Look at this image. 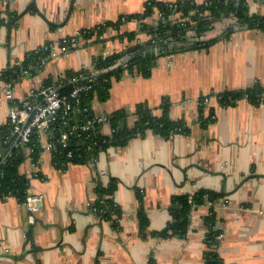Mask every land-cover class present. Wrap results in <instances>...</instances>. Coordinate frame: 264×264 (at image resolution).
<instances>
[{"label": "crops", "instance_id": "obj_1", "mask_svg": "<svg viewBox=\"0 0 264 264\" xmlns=\"http://www.w3.org/2000/svg\"><path fill=\"white\" fill-rule=\"evenodd\" d=\"M149 0H0V74L28 55L50 46V58L35 74L24 71L14 85V99L39 89L45 79L56 81L67 71L92 69L94 60L150 37L140 23L155 25L159 14L144 20H126L141 14ZM169 4L182 0H154ZM201 4L206 0H191ZM34 5V9L27 8ZM250 13L264 15V0L248 4ZM22 14L8 27L10 13ZM120 18L124 20L118 25ZM13 21V20H12ZM233 20L215 23L202 39H218L207 50L160 57L148 78L125 74L113 81L109 98L94 100L92 114L108 116L124 110L127 124L135 122L134 108L145 104L161 115L167 101L168 116L182 121L188 134L165 139L148 130L123 147H110L92 164L56 168L50 151L41 150L34 163L30 150L16 141L8 126V102L0 94V160H21L19 174L28 180L27 196L40 198L35 222L15 197L0 199V264H205L209 206L193 209L184 237L157 238L171 220L175 197H191L200 190L222 195L215 206L219 228L217 253L221 264H264V104L242 99L222 106L213 95L237 91L254 83L264 86V31L235 27L222 38ZM108 24V25H106ZM103 26L92 39H81L73 50L60 41ZM135 42V41H134ZM205 97L203 115L213 122L202 127L199 99ZM212 110V111H211ZM109 124L101 134H112ZM47 136H42V143ZM105 174L104 177L100 173ZM115 180L112 201L120 210L117 226L91 209L97 183ZM139 192V193H138ZM138 194H141L139 199ZM142 209L148 229L139 232Z\"/></svg>", "mask_w": 264, "mask_h": 264}, {"label": "trees", "instance_id": "obj_2", "mask_svg": "<svg viewBox=\"0 0 264 264\" xmlns=\"http://www.w3.org/2000/svg\"><path fill=\"white\" fill-rule=\"evenodd\" d=\"M249 2L250 0H206L198 4L191 0H182L176 2V9H170L168 4L149 0L145 3L141 14L124 18L144 20L152 17L154 13L161 15L155 25L140 23L138 32L146 33L150 37L147 42H136V32L127 33L126 38L133 43L121 52L98 57L93 62L92 70L67 71L63 74L64 79L59 78L56 81L50 78L45 79L42 86H49L53 83L59 85V95L67 98L70 106L66 115H63L61 110L57 112L46 134L47 141L53 145L50 150L53 165L63 169L69 164H92L101 152L110 147H123L132 138L143 137L148 130L165 139L175 134H188L189 128L182 121H173L169 118L167 101L163 102L162 113L158 116L154 115V110L145 104L135 106L133 113L135 122L132 127L127 124V118L130 115L127 111L120 110L106 116L113 131L109 137L101 134L102 125L94 124L87 131L72 129L74 126L84 125L93 117L91 109L93 101H106L109 98L113 81L120 80L125 74L148 78L160 57L207 50L218 39L203 40L202 37L212 30L215 23L223 20L226 8L229 9L228 18L232 17L236 20L240 27L264 31V15L250 13ZM9 16L10 21L7 23L10 26L12 20L17 18V14L10 13ZM124 19L120 18L117 23L110 25L116 27ZM2 23L0 20V24ZM234 28L230 25L222 38H228ZM103 30V26H100L91 31H82L76 36L61 40L60 47L66 50L76 49L79 36L85 40L92 39L95 35L99 36ZM190 33L194 35L190 36ZM73 39L75 42H72ZM49 54L50 51L43 48L28 53L22 62L1 72L0 82L11 83L14 87L24 71L35 74L41 70L44 63L49 60ZM72 78H75V82L71 81ZM85 85H91V88L79 94L78 103L68 98L75 87ZM213 96L222 106L234 105L242 99L259 105L264 104V86L254 83L243 90L225 91ZM205 101H207L205 97L199 99V122L202 127L213 122V112H210L208 116L203 115ZM84 108H88V111L83 112ZM8 128H1L0 133L6 134ZM69 131H72L68 141L70 144L67 143L66 147H62L57 141L62 133ZM25 146L30 150V156L35 163L42 150L41 138L34 133ZM68 152L71 153L70 157H67ZM20 164L21 160L15 156L9 157L4 162L0 160V199L15 197L20 203L25 201L28 195V180L19 174ZM115 189V180H109L107 185L97 183L94 188L96 199L91 209L99 218L109 220L117 226L120 210L112 201ZM138 197L141 199V194H138ZM221 198V194L209 190H200L191 197H175L170 209L171 220L163 230L151 235L157 238L175 235L184 237L189 227L190 212L199 206L208 205V215L204 219L207 228L204 239L207 248L204 256L205 264H221L217 247L222 231L218 226L219 220L215 211V206ZM138 223L139 232L143 235L148 229V220L142 209L138 213ZM148 264H154L153 260H150Z\"/></svg>", "mask_w": 264, "mask_h": 264}, {"label": "built area", "instance_id": "obj_3", "mask_svg": "<svg viewBox=\"0 0 264 264\" xmlns=\"http://www.w3.org/2000/svg\"><path fill=\"white\" fill-rule=\"evenodd\" d=\"M168 7L170 9H176L177 4L169 3ZM159 14V18H160ZM190 36L194 34L190 33ZM82 37L79 36L78 45ZM75 42V39L72 40ZM50 46H44V50H49ZM64 51L65 49L62 48ZM105 56V55H103ZM92 70V69H90ZM64 79L62 75L60 80ZM75 78H72L71 81H74ZM75 82V81H74ZM13 85L11 83H4L0 82V94L3 98L8 102V126L10 127L12 133L16 136L19 135L22 125L27 117V115L31 112L34 106H36L44 97L54 91L51 95H49L42 103H40L28 116L26 123L23 127V130L18 138V142L22 145H27L30 139V136L34 133L38 134L42 140V136L47 134V131L50 128L51 123L55 120L56 114L58 111H62L63 115H66L70 106L68 104V99L64 96L59 95L58 88L59 85L53 83L49 86H41L39 89L32 90L29 94L17 101L14 99L13 93ZM91 85L85 86H77L75 87L71 93L69 94L68 98L74 100L78 103V96L82 92H87L90 90ZM92 109V108H91ZM90 110V109H89ZM88 108H84L83 112H87ZM96 124L97 126H101L104 124H109V121L106 116H94L87 120L84 125L81 126H74L72 130H81L87 131L90 129L92 125ZM72 131L62 133L60 138L58 139L57 143L62 145V147H66L69 136L71 135ZM47 136V135H46ZM53 147L52 143L49 141H45L42 143V148L46 150H51ZM71 153H67V157H70ZM101 177H104L105 174L102 172L100 173ZM40 200L37 196H27L25 201L23 202L29 212L27 221L30 224H34L35 222V213L37 211V203Z\"/></svg>", "mask_w": 264, "mask_h": 264}, {"label": "water", "instance_id": "obj_4", "mask_svg": "<svg viewBox=\"0 0 264 264\" xmlns=\"http://www.w3.org/2000/svg\"><path fill=\"white\" fill-rule=\"evenodd\" d=\"M30 8H33L34 9V5H31V6H29L28 8H27V10H25V12L26 11H28ZM25 12H22L21 14H19L18 16H17V18H15L11 23H10V25H13L16 21H17V19L19 18V17H21L22 16V14L23 13H25ZM228 13H229V9L228 8H226V10H225V13H224V15H223V19H228ZM230 25L231 26H234V27H238L239 26V23L236 21V20H233L231 23H230ZM4 26L5 27H8L9 26V24H4ZM75 81V80H74ZM74 81H72V82H74ZM59 89V88H58ZM57 90V89H56ZM56 90H54V91H56ZM54 91H52L50 94H48L46 97H44L36 106H34L33 107V109L31 110V112L40 104V103H42L49 95H51ZM30 112V113H31ZM29 113V114H30ZM29 114L27 115V117H26V119H25V121H24V123H23V125H22V128H21V130H20V133H19V135L17 136V138H16V140H15V142L13 143V145L11 146V148L14 146V144L16 143V141L18 140V138H19V136H20V134H21V132H22V130H23V127H24V125H25V123H26V120H27V118H28V116H29ZM69 144H70V142H68ZM11 148L9 149V151L11 150ZM0 149H1V147H0ZM9 151L7 152V154L9 153ZM6 154V155H7ZM6 155L4 156V158L6 157ZM3 158V159H4ZM2 159V160H3ZM1 160V161H2Z\"/></svg>", "mask_w": 264, "mask_h": 264}, {"label": "rangeland", "instance_id": "obj_5", "mask_svg": "<svg viewBox=\"0 0 264 264\" xmlns=\"http://www.w3.org/2000/svg\"><path fill=\"white\" fill-rule=\"evenodd\" d=\"M230 19H231V20H234L232 17L228 18V20H230Z\"/></svg>", "mask_w": 264, "mask_h": 264}]
</instances>
